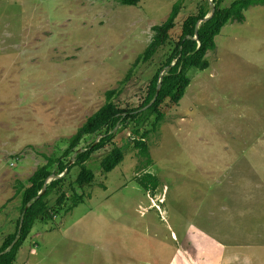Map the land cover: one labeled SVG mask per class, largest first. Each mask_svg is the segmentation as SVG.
<instances>
[{"label": "rangeland", "instance_id": "374dc122", "mask_svg": "<svg viewBox=\"0 0 264 264\" xmlns=\"http://www.w3.org/2000/svg\"><path fill=\"white\" fill-rule=\"evenodd\" d=\"M177 1L179 28L206 0H0V246L29 177L62 156L106 92L122 108L141 105L171 47L135 62ZM244 16L215 37L207 69H190L182 99L141 126L147 150L132 124L117 126L86 162L93 182L35 221L14 264H218L228 245L264 244V4ZM114 145L123 160L106 172ZM145 174L156 188L139 184Z\"/></svg>", "mask_w": 264, "mask_h": 264}, {"label": "trees", "instance_id": "16d2710c", "mask_svg": "<svg viewBox=\"0 0 264 264\" xmlns=\"http://www.w3.org/2000/svg\"><path fill=\"white\" fill-rule=\"evenodd\" d=\"M140 1L142 0H119L123 5H137ZM224 2L225 0H213L214 13L204 20L212 11L209 1L206 0L198 5L195 13L187 15L177 28L176 18L182 6L177 1L173 4L167 19L162 24L153 26L154 35L135 63H152L160 50L167 47H171V50L161 67L151 76L143 102L137 108H122L119 102H116L117 90H108L106 102L69 138V144L62 156L55 160L49 159L45 165L33 172L27 186L22 190V216L17 220L15 231L8 234L0 246V264H14L35 221L47 216L55 205H61L69 190L74 191L93 182L95 173L86 162L94 152L112 141L114 136L112 131L117 126L124 129L132 124L133 134L136 136L150 117L156 113L158 116L162 115L159 110L163 103L167 101L178 103L190 84L188 75L190 69L205 70L209 67L210 63L205 56L216 48L215 37L220 34L221 29L227 23L244 22V10L250 5L264 4V0H237L229 6H223ZM87 135L100 137L98 141L89 143L87 147L79 148ZM133 143L141 153L147 150L141 136L134 137ZM73 155L74 160L70 164L68 157ZM122 160V150L114 145L102 159L101 167L108 172ZM74 167L78 169L75 179L66 183L65 180ZM65 171L63 176L57 177ZM51 177L54 179L47 182ZM139 184L144 189L150 190L156 188L157 178L152 174H145L139 180ZM42 190L44 191L40 194ZM53 192L57 195L54 204H51L48 197ZM27 204L30 205L26 208Z\"/></svg>", "mask_w": 264, "mask_h": 264}, {"label": "crops", "instance_id": "0c3cea01", "mask_svg": "<svg viewBox=\"0 0 264 264\" xmlns=\"http://www.w3.org/2000/svg\"><path fill=\"white\" fill-rule=\"evenodd\" d=\"M262 169H264V167ZM241 247L242 246L238 247L234 245L226 246L218 264H264V244L253 245L249 251H247V249L251 246L246 247V250ZM251 252L252 255L250 254ZM243 256L245 258L243 263H238L236 260L238 258L242 259Z\"/></svg>", "mask_w": 264, "mask_h": 264}, {"label": "water", "instance_id": "95a60500", "mask_svg": "<svg viewBox=\"0 0 264 264\" xmlns=\"http://www.w3.org/2000/svg\"><path fill=\"white\" fill-rule=\"evenodd\" d=\"M214 13V8H212V11H211V13L210 14H208L205 18H204V20H207L208 18H210L211 16H212V14ZM173 65V64H172ZM158 89H159V86H158V88H157V92H156V95H157V93H158ZM66 173V171L64 172V173H62L61 175H59L58 177H61V176H63L64 174ZM43 191L44 190H42L41 192H40V194H42L43 193ZM30 204H27L26 205V208L29 206Z\"/></svg>", "mask_w": 264, "mask_h": 264}, {"label": "clouds", "instance_id": "9594fccd", "mask_svg": "<svg viewBox=\"0 0 264 264\" xmlns=\"http://www.w3.org/2000/svg\"><path fill=\"white\" fill-rule=\"evenodd\" d=\"M212 1H213V0H212ZM213 5H214V4H213ZM213 5H212V8H213ZM210 13H211V12H210ZM210 13H209V14H210ZM207 15H208V14H207ZM203 21H204V20H203ZM200 23H201V21L199 22V24H200ZM195 38H196V37H195ZM60 175H61V174H60ZM57 177H58V176H57ZM52 179H54V177L49 178L47 182L51 181Z\"/></svg>", "mask_w": 264, "mask_h": 264}]
</instances>
